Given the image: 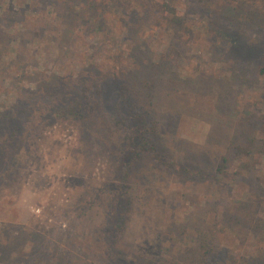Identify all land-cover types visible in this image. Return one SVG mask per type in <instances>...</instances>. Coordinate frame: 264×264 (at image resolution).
I'll list each match as a JSON object with an SVG mask.
<instances>
[{
	"label": "rangeland",
	"instance_id": "1",
	"mask_svg": "<svg viewBox=\"0 0 264 264\" xmlns=\"http://www.w3.org/2000/svg\"><path fill=\"white\" fill-rule=\"evenodd\" d=\"M0 16V264H264V0Z\"/></svg>",
	"mask_w": 264,
	"mask_h": 264
},
{
	"label": "trees",
	"instance_id": "2",
	"mask_svg": "<svg viewBox=\"0 0 264 264\" xmlns=\"http://www.w3.org/2000/svg\"><path fill=\"white\" fill-rule=\"evenodd\" d=\"M4 15V14H3ZM51 15V17L53 18V19H59L58 17H56L55 15H54V13L52 12V14H50ZM171 15H173L172 13H171ZM2 16V15H1ZM0 16V17H1ZM1 19V18H0ZM226 33H229L227 30L225 31ZM73 60V59H72ZM98 67V66H97ZM81 74V72H77L76 74H73V75H70V76H75V77H78L79 75ZM261 74H263L264 75V69H262V71H261ZM103 76H101V80H100V83H97V84H95V85H97V87H96V94L98 95V96H100L99 97V101L97 102V103H99V105L100 106H102V108L103 107H105V93H103V92H101L100 90H99V86H98V84H103V85H105V71L103 72V74H102ZM70 76H68L67 77V79H69V77ZM74 77V78H75ZM59 80L60 81H63V80H61V78H59ZM71 79H69V81H70ZM94 85V86H95ZM94 87L92 86L90 89H93ZM25 93H27L26 91H24V92H20V94L16 97L17 99L15 100V102H14V104H13V106H12V112L14 111V109H16V114H18V118H16L15 120H13V119H11V122L13 123L12 124V130H14V129H16L17 127H19L18 125H19V120H20V113H22L23 111H22V108L24 107V104H23V101H24V98H25ZM35 94H38V93H35ZM21 101V102H20ZM118 101V103L120 104L121 103V101H120V99H118L117 100ZM20 102V103H19ZM18 103H19V106H18ZM134 105V104H133ZM18 106V107H17ZM17 107V108H16ZM14 116V115H13ZM17 116V115H16ZM5 120H7L8 121V117H6L5 118ZM15 133H12V134H10V135H14ZM251 142L253 143V139L251 140ZM136 154L137 153H135V157H136ZM222 161H226V158H225V156H223L222 158ZM174 166H176V165H174L173 163H170L169 164V169L171 170L172 169V167H174ZM221 168H224V164H220L218 167H217V169H216V171H218L219 172V174L220 175H223L224 176V173H223V171H222V169ZM127 174H125L124 175V179H127ZM220 213H222L221 211H220ZM213 218H216V216H213ZM237 226H239L238 224H237ZM199 246H200V248L202 249V251H203V255H205V257H209V256H213V255H219V257H220V246H218L217 244H214L213 243V239H212V237L209 235V233H206V232H204V233H202L201 235H200V241H199ZM261 250V249H260ZM254 258L255 257H253V258H249V260H247V261H244V263H247V264H249L250 262H252V261H254ZM224 260H226V259H224Z\"/></svg>",
	"mask_w": 264,
	"mask_h": 264
}]
</instances>
